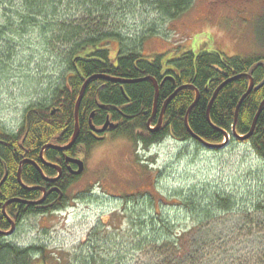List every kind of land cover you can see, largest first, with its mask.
<instances>
[{"label": "trees", "instance_id": "trees-1", "mask_svg": "<svg viewBox=\"0 0 264 264\" xmlns=\"http://www.w3.org/2000/svg\"><path fill=\"white\" fill-rule=\"evenodd\" d=\"M16 1L19 12L23 11L27 18H23L21 13L18 16L29 22L46 17L58 20L63 16V22L56 26L57 37L50 39L70 47L63 53L61 65H64V71L58 85L49 91L42 102L24 111L22 123L15 133L0 130V232L10 230V223L2 214V207L7 201L36 202L42 198L41 191L26 190L19 185V164L24 160L40 162L39 154L45 145L62 147L69 144L74 133V107L79 91L86 79L94 75L134 82L120 84L96 79L86 86L79 106V134L75 144L65 152L46 150L43 153L46 162L60 167L61 176L49 185L35 166H21L20 177L25 187H45L49 190L55 186L56 191L49 190L40 205L8 204L5 213L16 227L25 217L46 216L67 208L71 201L67 196L68 190L77 185L80 178L66 172L64 159L75 158L80 152L88 154L102 143L90 130L91 115L95 129H101L108 120L113 125L109 133L111 137H122L134 148L141 146L146 151L167 137L182 143L193 141L201 147L191 138L184 125L185 115L196 98L194 90H197L198 102L187 117L191 132L212 145L222 144L223 133H226L230 141L249 145L264 162V105L249 139L234 140L231 133L236 107L250 83L242 75L249 74L254 87L261 84L264 65L255 64L264 62V54L242 59L228 58L216 52L186 53L163 63V55L144 57L136 43L134 47H124L120 29L113 25L107 27L109 21L150 14L171 22L187 13L196 0H77L68 4H64L65 0ZM65 5L66 8L63 7ZM51 26L48 23L41 29L49 34ZM153 32L154 27L150 26L148 34ZM256 36L264 48V9L257 19ZM146 38L142 37L140 44ZM111 42L118 45L114 57L110 53ZM236 76L240 77L223 86L215 96L209 108V124L206 112L214 91L220 84ZM146 78L154 79L159 87L154 117V88L150 81L144 80ZM182 86H192L193 89L180 90L165 107L159 129H148L150 119V128L157 126L165 101ZM262 101L264 85L259 89L254 88L242 101L235 125L238 136L249 133ZM39 167L45 177L57 176L55 169ZM261 193V197L247 199L226 189L204 185L175 190L169 199L160 193L121 194L113 197L121 201L120 209L107 222L98 224L89 233V238L72 253L54 254L43 246L18 248L0 234V264H127L123 256L130 252L143 258L140 264H264V241L260 243L263 246L260 253L244 254L239 251V239L223 237L218 231L226 220L234 219L236 223L239 220L246 226L244 230L247 228V236H250L251 228L264 235V188ZM139 199L145 207L148 205L146 209L149 214L143 207L128 210L129 202ZM203 201L209 204L204 206ZM111 234L121 241L116 248L117 254L100 246L104 240H110ZM105 250L108 258L99 254V251L103 254Z\"/></svg>", "mask_w": 264, "mask_h": 264}, {"label": "rangeland", "instance_id": "rangeland-1", "mask_svg": "<svg viewBox=\"0 0 264 264\" xmlns=\"http://www.w3.org/2000/svg\"><path fill=\"white\" fill-rule=\"evenodd\" d=\"M75 1L65 0L64 4ZM18 8L16 0L0 1V130L9 134L20 127L24 111L42 102L58 85L64 71L63 53L70 47L50 39L57 37L56 26L63 22V16L58 20L46 17L29 22L23 19L27 16ZM263 9L264 0H196L187 13L171 22L150 14L109 21L107 27L113 25L120 29L124 47H134L136 43L144 57L163 55V63L186 53L216 52L228 58L251 59L264 54L256 36L257 19ZM20 13L23 18L18 16ZM48 23L53 26L46 34L41 28ZM150 26L154 32L148 34ZM142 37L147 38L140 44ZM110 44L111 57H114L118 45ZM77 157L85 168L78 184L68 190L71 201L67 208L60 213L25 217L7 238L10 244L18 248L43 246L54 254L72 253L98 224L107 222L120 209L121 201L113 197L121 194L160 193L169 199L175 190L204 185L226 189L247 199L263 194L264 162L249 145L232 140L223 149L210 151L193 141L182 143L167 137L145 151L141 146L134 148L122 137L113 139L109 134L88 154L80 152ZM208 204L203 201L204 206ZM128 207V210L143 207L147 211L148 205L145 207L139 199L129 202ZM235 221L226 220L218 231L223 237L239 239L240 252L260 253L264 235L251 228L247 236L246 226ZM109 239L100 246L117 254L121 241L113 234ZM106 253V250L103 254L99 251L108 258ZM123 257L127 264L144 261L131 252Z\"/></svg>", "mask_w": 264, "mask_h": 264}, {"label": "water", "instance_id": "water-1", "mask_svg": "<svg viewBox=\"0 0 264 264\" xmlns=\"http://www.w3.org/2000/svg\"><path fill=\"white\" fill-rule=\"evenodd\" d=\"M260 65H264V62H259L257 64H255V66H260ZM244 77H247L250 81L249 83V86H248V89L246 91V93L242 96V98L240 99L237 107H236V110H235V115H234V123L232 125V137L233 139L235 140H238V141H244V140H247L249 139L252 134H253V131H254V128H255V124H256V121H257V118L259 116V113L261 112V109L264 105V101H262V103L260 104L259 108H258V112L257 114L255 115L254 119H253V122H252V125H251V128H250V131L247 135L245 136H238L235 132V125H236V122H237V115H238V108L240 106V104L242 103V101L250 94V92L255 88V89H259L260 87H262L264 85V80L262 81L261 84H259L258 86L254 87V83H253V80L251 79L250 75L247 74V75H242ZM238 77L240 76H236V77H233L232 79H229L225 82H223L222 84H220L217 89L214 91L213 93V96H212V99L209 103V106H208V109H207V112H206V120L207 122L210 124V120H209V108L215 98V96L217 95V93L220 91V89L225 86L227 83L237 79ZM96 79H103L105 81H110V82H114V83H120V84H127V83H133L134 81H121V80H115V79H112V78H109V77H104V76H100V75H94L92 77H89L88 79H86V81L83 83L80 91H79V94H78V98L76 100V103H75V107H74V133H73V136L69 142V144H67L66 146H62V147H59V146H55V145H45L39 156H40V162L42 163V165L46 166V167H51L52 169H55L58 173V176L56 178H47L43 175L41 169L38 167V165L32 161H29V160H24L20 163V166H19V169H18V172H17V181L19 183V185L26 189V190H39V191H42L43 193V196L42 198L39 200V201H36V202H25V201H19V200H16V199H13V200H9L7 201L3 207H2V213L5 215L6 217V213H5V208L8 204H11V203H14V202H19V203H23V204H28V205H40L42 203V201L44 200L45 198V190L43 188H36V187H33V188H30V187H25L23 184H22V181H21V177H20V173H21V166L23 164H32L33 166H35V168L39 171L42 179L48 183H52L54 181H56L60 176H61V170L59 167L55 166V165H52L48 162H46L44 159H43V153L46 151V150H54V151H57V152H65L67 150H69L76 142L77 140V137H78V134H79V126H78V112H79V106H80V102H81V99L83 97V93L85 91V88L86 86L93 80H96ZM145 81H150L153 85V88H154V108H153V113H152V117H154L155 113H156V109H157V100H158V92H159V87H158V83L152 79V78H146L144 79ZM185 88H191L193 89L192 86H182L180 88H178L164 103L162 109H161V112H160V119H159V122L157 124V126L155 128H150V121L151 119L148 121L147 123V127L148 129L152 130V131H157L161 125V117L163 115V112L165 110V107L167 106L168 102L170 100H172V98L182 89H185ZM195 93H196V98H195V101L193 102V104L189 107L186 115H185V119H184V125L186 127V130L187 132L189 133V135L191 136V138L195 141H197L203 148L205 149H208L210 151H219L221 149H223L230 141V136L226 133H223L224 135V142L220 145H212V144H209L205 141H203L201 138H199L198 136L194 135L191 130L189 129L188 127V124H187V117H188V114L189 112L191 111V109L196 105V103L198 102V99H199V93L197 90H194ZM151 117V118H152ZM91 119H92V115L89 119V125H90V130L91 132H94L96 134H100V133H103L106 131V129L108 128H112V124L107 120L105 122V124L103 125V127L101 129H95L93 126H92V122H91ZM66 162L69 163V164H73L77 167V170L72 172L71 175L74 176V177H78L80 176L83 171H84V164L81 160H78V159H72V158H67L66 159ZM7 218V217H6ZM9 223H10V230L8 232H0L1 235L3 236H10L13 234V231H14V228H15V224L9 220Z\"/></svg>", "mask_w": 264, "mask_h": 264}, {"label": "flooded vegetation", "instance_id": "flooded-vegetation-1", "mask_svg": "<svg viewBox=\"0 0 264 264\" xmlns=\"http://www.w3.org/2000/svg\"><path fill=\"white\" fill-rule=\"evenodd\" d=\"M112 129L111 128H109V129H106V131L105 132H103V133H100V134H96V133H94V134H92V135H94L95 136V138H96V140H98V141H101V142H103L105 139H106V137L109 135V133H110V131H111ZM78 156V155H77ZM75 157V158H73V159H78V160H81L80 158H78V157ZM68 157H66L65 159H64V162H65V168H66V172L67 173H69V174H71L72 172H74V171H76L77 170V167L75 166V165H73V164H69V163H67L66 162V159H67ZM40 161V160H39ZM82 161V160H81ZM35 163V162H34ZM39 163V165L40 166H42V167H44L43 165H42V163L41 162H38ZM38 163H36L37 165H38ZM39 165H38V167H39ZM19 166H20V164H19ZM55 166H57V167H59L58 165H56L55 164ZM40 168V167H39ZM60 168V167H59ZM41 169V168H40ZM61 170V169H60ZM56 173H57V171H56ZM61 174H62V171H61ZM41 176V175H40ZM50 179H52V178H50ZM49 184V183H48ZM49 185H51V183L49 184ZM0 186H1V184H0ZM40 188H43L44 190H45V192H46V194L49 192V190L51 191V192H55L56 191V188H55V186H53V187H51L49 190H46V188L45 187H40ZM41 194H42V196H43V193H42V191H41ZM46 194H45V196H46ZM3 214V213H2ZM3 216L5 217V215L3 214ZM6 217H7V215H6ZM5 217V218H6ZM8 221L10 220L8 217L6 218ZM8 232V231H7ZM6 239L8 238V237H5Z\"/></svg>", "mask_w": 264, "mask_h": 264}, {"label": "bare ground", "instance_id": "bare-ground-1", "mask_svg": "<svg viewBox=\"0 0 264 264\" xmlns=\"http://www.w3.org/2000/svg\"><path fill=\"white\" fill-rule=\"evenodd\" d=\"M115 80H117V79H115ZM258 112V111H257ZM257 114V113H256Z\"/></svg>", "mask_w": 264, "mask_h": 264}]
</instances>
